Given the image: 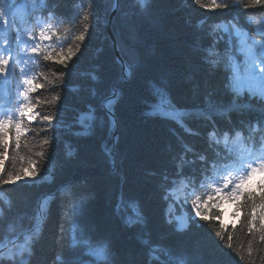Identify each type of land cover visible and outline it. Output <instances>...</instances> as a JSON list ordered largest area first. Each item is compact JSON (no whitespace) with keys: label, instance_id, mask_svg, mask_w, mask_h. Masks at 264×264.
I'll return each instance as SVG.
<instances>
[{"label":"trees","instance_id":"16d2710c","mask_svg":"<svg viewBox=\"0 0 264 264\" xmlns=\"http://www.w3.org/2000/svg\"><path fill=\"white\" fill-rule=\"evenodd\" d=\"M232 3L240 8H215L213 0H149L147 7L141 0H119L111 21L115 0H0L5 13L0 34L4 44L16 46L13 62L1 51L9 60L8 75L0 74L6 88L2 101L18 107L28 88L24 80L30 79L37 88L28 100L23 95L20 106L31 101L39 116L58 115L68 125L53 121L56 133L43 158L37 156L40 145L53 134L42 122L32 123L18 152L14 147L8 151L0 177L19 173L28 159L39 162V176L0 184V248L21 230L32 235L28 248L3 252L4 264L9 255L27 264H100L105 257L92 256L91 249L101 247L95 243L101 238L109 241V264H146L150 248L155 249L152 264H249V247L253 264H264V242L247 234L240 218L235 229L220 236V224L195 218L191 207L193 200L213 194L223 170L240 161L241 143L249 152L264 144L259 125L249 128L264 112L255 108L264 107V84L254 94L244 88L239 95L225 86L237 74L247 76L252 60L246 42L257 55L264 54L258 48L264 12L245 9L243 0ZM109 28L131 67L127 79ZM41 31L49 38H41ZM80 35L83 41H77ZM69 48L75 52L61 76L58 57ZM208 62H214L211 74ZM115 90L110 108L117 125L104 106ZM160 95L167 98L166 109L181 113L151 112ZM235 99L251 105L239 106ZM179 156L189 163L181 164ZM165 172L167 194L181 178L195 188L188 196L185 228L168 212L172 199L162 198ZM121 193L132 199L117 216L114 206ZM77 205L86 206V216L71 211ZM40 212L43 225L37 228ZM84 224L94 227L91 236L78 231ZM228 235L233 249L226 246Z\"/></svg>","mask_w":264,"mask_h":264},{"label":"snow or ice","instance_id":"6c2138e0","mask_svg":"<svg viewBox=\"0 0 264 264\" xmlns=\"http://www.w3.org/2000/svg\"><path fill=\"white\" fill-rule=\"evenodd\" d=\"M149 0H141L143 7H147ZM199 3V0H196ZM215 8L219 9H230V8H240V4H233L232 0H222V2L217 3L216 0H213ZM243 5L245 9L252 10L253 12L259 11L264 12V0H243ZM91 11V9H88ZM3 7L0 6V15H4ZM245 16H248V11H245ZM93 18L95 19V13H92ZM87 19V17H85ZM40 37L47 39L49 37L45 36V32H40ZM77 41H83L85 37L83 35L78 36ZM79 44L75 46L78 48ZM75 48H69L67 53L61 52L60 57H58V62L61 68L59 69L60 75L64 76L65 71L63 69L67 68V62L75 52ZM258 48L264 53V36L261 37V40L258 44ZM33 52H36L37 49L33 48ZM55 55V53L51 54ZM51 55L45 57L46 59H51ZM259 61V64H257ZM9 60L3 57H0V74L8 75ZM214 62H208L209 72L211 74ZM257 80L264 81V54L254 56L250 67L247 69V76L244 79H241L237 74L231 84H226V88L230 87L237 95L244 88H247L250 92L255 93V88ZM24 84L28 86L27 90L24 92L25 100H28L29 93L34 91L37 88V85L33 83L30 79H25ZM64 87H67L65 82ZM209 96L212 93H208ZM55 100L62 102V97L57 95L54 97ZM19 120H14L10 118L0 119V172L5 171V165L7 164V156L10 148L14 147L17 152L20 148V142L24 134L29 130L33 122H42L45 125L49 126V130L52 132V139L45 138L43 139L40 145V151L37 153L38 157L43 158L45 156L46 150L51 148L52 140L56 133V126L53 124V121L56 124H62L63 127H68L67 124H64L61 120H58V115H43L39 116V113L34 110V106L29 101L22 105L19 111ZM27 120V123L25 122ZM252 123L259 125L261 131H264V112L260 114L258 118H255L253 122H250L249 128L252 127ZM10 125V127H7ZM45 137L48 136V132L44 133ZM9 137H11L9 139ZM190 149L185 147V153ZM72 155V153H69ZM202 162L203 167H208V162L204 160L203 156L199 157ZM181 164L189 163L184 159L183 156L178 158ZM39 162L36 160L28 159L25 164H22L19 173H12L7 175V179L0 177V184L8 183H17L21 179L24 181H35L39 176L38 172ZM225 175L222 180L219 182V186L215 188L213 194L207 195L206 199L200 200L197 198L192 201L191 207L195 209L194 216L195 218L203 219L204 221L215 220L220 224V229L217 235L224 236V233L228 229L236 228V218H240V226L245 229L247 234L251 237H259L261 242H264V163L257 165L255 161H240L239 168H228L224 170ZM236 172V175L233 176L232 173ZM259 174V179L257 175ZM68 186H65V189ZM160 187L163 192L162 198L167 201L170 197L167 194V189L170 187L168 184V174L165 172L161 175V184ZM198 188V185H197ZM199 190V189H198ZM132 199L131 197L126 198L123 193L119 195V202L114 206V214L119 216L120 208L126 202V200ZM228 202L229 204L234 205L231 215L232 223L225 224L223 222V216L225 209L223 204ZM215 209V211H213ZM73 213L79 212L80 216H86V206L77 205L71 209ZM79 219V217H78ZM39 228V224L36 225ZM82 234L92 235L94 232V227L84 224L81 229H78ZM35 235V231L32 233ZM232 236H227V247L233 249ZM95 243L101 245V247L92 248L91 255L94 257H105L100 264H109L108 258V249L109 241L106 238H101L95 241ZM153 252L154 248L149 249L148 259L146 264H152L154 259ZM167 255V253H165ZM251 247H249V264H253L250 260ZM246 259L245 256L241 255V260ZM98 264L96 260H92L91 264ZM0 264H4L3 259H0ZM8 264H27L25 260L20 259L18 256L9 255ZM71 264H78L77 261H72Z\"/></svg>","mask_w":264,"mask_h":264},{"label":"rangeland","instance_id":"374dc122","mask_svg":"<svg viewBox=\"0 0 264 264\" xmlns=\"http://www.w3.org/2000/svg\"><path fill=\"white\" fill-rule=\"evenodd\" d=\"M245 48L248 49V52H249V55L251 57V60L253 59L254 56H257V52L255 50V48L251 49L250 48V44L248 42L245 43ZM257 64H259V62L257 61ZM127 70V69H126ZM242 79L245 78V75H242L241 76ZM260 80H257V84L256 86H258ZM167 98L164 97L163 95H160V99L159 101L155 104L154 107H152L150 109L151 112H160L162 114H166L168 113V109H166V103H167ZM240 101H238L237 99H235V104H239ZM245 102H249V101H245ZM241 103V102H240ZM216 140H218V138L216 137L215 138ZM20 181H24V179H21ZM19 181V182H20ZM26 182H32V181H26ZM186 187V183L183 181L181 183V188L179 189H184ZM172 198L173 200L177 203V205L181 208V212L180 213H175L174 212V209L176 208V206L174 204H171L169 205V212L173 214L174 218L176 219V221L178 222L179 226L181 228L185 227L189 221V213L188 211L186 210V206L189 204V201H188V198L187 196L190 194V193H187L185 191H181L179 194H175L174 192H172ZM234 205L232 204H229L228 202H225L223 204V208L225 209V213H224V216H223V220L226 222V223H232V215H231V212H232V209H233ZM194 211L195 209L192 208ZM238 217L236 218V221H237Z\"/></svg>","mask_w":264,"mask_h":264},{"label":"water","instance_id":"95a60500","mask_svg":"<svg viewBox=\"0 0 264 264\" xmlns=\"http://www.w3.org/2000/svg\"><path fill=\"white\" fill-rule=\"evenodd\" d=\"M118 3H119V0H115V5H114V9H113V11H112V15H111V21H112V19H113V17H114V14H115V11H116V9H117V7H118ZM111 21H110V24H111ZM109 33H110V36H111V38H112V41H113V43H114V46H115V48H116V50H117V57H118V60L122 63V65H123V67L125 68V79H127L128 77H129V75H130V70H131V67L129 66V64L125 61V59L122 57V55H121V53H120V50H119V46H118V43H117V40H116V37H115V35L113 34V32H112V30H111V28H109ZM126 69H128V71L126 70ZM118 96V91L117 90H115V92L111 95V96H109V97H107L105 100H104V106H105V109L107 110V112H108V114L111 116V118H112V120H113V122H114V124L115 125H117V117H116V115H115V113L109 108V104L116 98ZM117 134H118V130H116V132H115V137L117 136ZM115 168V167H114ZM113 168V169H114ZM14 244V242H12L11 243V245H13ZM10 245V246H11ZM2 250H4V248L2 249Z\"/></svg>","mask_w":264,"mask_h":264},{"label":"bare ground","instance_id":"6f19581e","mask_svg":"<svg viewBox=\"0 0 264 264\" xmlns=\"http://www.w3.org/2000/svg\"><path fill=\"white\" fill-rule=\"evenodd\" d=\"M24 231L22 230V233H23Z\"/></svg>","mask_w":264,"mask_h":264}]
</instances>
